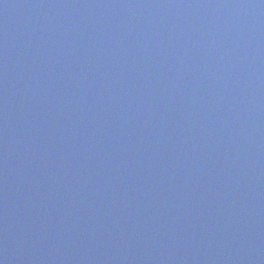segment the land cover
Segmentation results:
<instances>
[{
	"label": "water",
	"instance_id": "obj_1",
	"mask_svg": "<svg viewBox=\"0 0 264 264\" xmlns=\"http://www.w3.org/2000/svg\"><path fill=\"white\" fill-rule=\"evenodd\" d=\"M0 264H264V0H0Z\"/></svg>",
	"mask_w": 264,
	"mask_h": 264
}]
</instances>
